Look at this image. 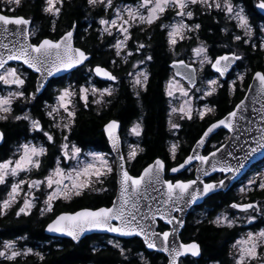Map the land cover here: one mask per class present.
Listing matches in <instances>:
<instances>
[{
    "label": "snow or ice",
    "instance_id": "obj_1",
    "mask_svg": "<svg viewBox=\"0 0 264 264\" xmlns=\"http://www.w3.org/2000/svg\"><path fill=\"white\" fill-rule=\"evenodd\" d=\"M7 3L14 5L13 11L23 6L22 0H7ZM64 4L65 0H43L42 12L51 18L52 31L56 30L55 23L62 14ZM86 4L89 9L99 8L105 13L98 19L96 31L101 41L106 37H112L115 40V43L110 42V47L115 49L117 57L121 56L122 51H127L128 41L132 39L131 29L133 27L144 31L153 25L166 32L168 51L174 56L179 55L177 49L181 41L192 40L193 33L196 34L195 39L199 41L198 33L201 24L186 21H192L200 9L208 14L213 10L223 12L227 19L235 20V27L243 32V35H232L234 41L248 45L253 51H264V26H260L258 29L259 40L252 42L257 31L250 23L244 7L234 4L232 0H138L135 6L123 5L122 7L116 6L114 0H86ZM255 7L264 10V0H258ZM169 11L173 12L174 16L168 23H164ZM158 21L159 24H157ZM30 25H33L31 18L0 14V35H4L5 38L13 37L9 43L0 41V83L16 86V90L9 91L6 96L0 95V121L7 122L10 117L18 122L27 121L26 131L40 134L44 138L43 142L36 144L33 143V140L36 139L35 136L32 140L25 137L23 143L16 145L12 156L0 159V185L7 188L6 197L0 199V216L7 215L13 205L16 206L15 215L17 217L29 216L40 200L37 193L44 197L43 206L39 209L40 215L46 216L54 211V202L58 200L71 201L87 195L89 191H108L103 187V184L105 179L114 172L107 154L82 153L81 147L70 141V134L74 129L78 115L77 103H80V106L85 109L89 107L90 103L103 107L111 104L110 98L117 91L111 86L98 88L86 80L88 86L69 84L67 87L58 89L55 102L45 105V115L51 121L49 128L59 130L61 133L58 149L60 155L56 156L55 166L47 170V175L43 178H31L34 171L39 172L43 163L42 158L48 154L46 145L55 146L56 139L53 131L45 130L40 119L33 118L27 112L13 115V102L36 100V94L44 87V81L59 73L70 72L85 65V62L89 61L90 54L86 49H81L73 44L74 31L77 29L75 23L70 25L71 30L65 31L58 39L44 37L35 42H29V38L36 35V29ZM222 31L227 33L228 29L224 28ZM150 47V44L138 42L134 49L135 52L142 54V58L132 65L134 71L128 73L132 77L131 84L137 98L140 97L141 90L147 91L149 73L145 69H140L139 66L153 60L151 54L143 55V50ZM191 52L201 71L207 65L219 74V77H224L235 62L245 58L234 51L213 57L209 54V47L203 41L192 48ZM132 55V51H127L123 57L124 62L128 63V59ZM9 61L21 62V67L26 65L28 69L39 74L37 77L39 86L33 93L26 94L27 75L18 68L9 67ZM115 63L116 61H113V64ZM173 66L190 70L183 73V77L188 81V88H185L175 77L167 82L166 95L176 99L175 93L179 92V98L182 100L179 108L171 107L170 117L172 113H178L182 120H192L194 115L203 120L207 114L214 113L215 109L210 108L208 104H204L203 108H196L193 104L196 99L204 100L213 96L219 88L223 87L219 77L207 78L205 88L202 89L196 87V69L191 68V65L184 59L174 60ZM89 71L107 81L118 80L111 71L99 65ZM246 74V72L237 74L236 80L229 84L230 93H235L237 81L243 85ZM252 79L258 81V94L264 95V72H255ZM196 93H202V95L196 97ZM89 96L92 97L91 101H89ZM243 106L244 101L242 100L226 116L211 123L200 139L196 141L192 148V154L188 155L183 163L169 169L164 160L157 158L135 176L130 173L128 165H131L138 153L143 152L144 149L139 145H129L127 156L122 154L118 134L121 127L120 122L115 119L108 121L104 125L103 131L113 150L118 154L115 161L118 185L116 198L111 201L110 206L85 207L55 215V218L47 223L45 231L70 237L75 242H80L85 233L93 231L113 233L121 237H140L147 249L166 253L168 264H184V258L202 256L203 250L197 241L184 242L180 239L179 230L184 228L185 221L175 213H184L186 208L195 204L199 199L213 193L217 188L226 187V179H234L251 157L264 151V126H262L257 129L259 135L253 140L255 146H250L245 151L243 159L237 161L238 166L214 159L221 151L220 148L209 152L208 155L199 154V149L205 146L208 138L216 129L222 126L229 131H235L238 111H241ZM259 116V122L264 125V105L259 110ZM239 118L244 119L242 112ZM169 124L170 129L181 127L179 123L172 122L171 118ZM143 131L142 124L138 121L131 127L130 134L140 137ZM7 142V131L0 130V144ZM179 148V143L170 145L169 154L173 159H175ZM82 154L85 156L84 160L80 159ZM228 155L232 154L228 153ZM210 157L213 158L211 172L230 173L231 176L212 183H205L200 176L187 180H181L175 176L167 178L166 176L168 172L179 173L193 160L199 161L200 165L208 164ZM197 172L202 173L203 176L210 175L207 168H202L199 165ZM22 174L24 178H20ZM96 185H101V187L97 188ZM253 186L264 190V179H260L259 182L250 179L247 188L241 189V192H251ZM229 207L238 209L245 214L250 209L253 212L264 214V208L251 202L232 203ZM247 219L251 223L256 219V216L247 215ZM159 221H162L165 226L171 225L172 227L168 230L162 228L157 230L156 225ZM209 223L216 228H232L235 226L236 218L230 217L227 213H221ZM18 240H27V237L4 241L3 247L0 249V258L16 262L18 257L35 255L41 261L44 260L45 257L42 253L34 252L30 247H18ZM108 243L118 249L119 254L125 260H128L126 251L130 252V249L122 247L118 241L109 240ZM232 247L235 249V253L232 254L233 264H264V229L247 232L236 240ZM140 258L143 264H148L143 253L140 254ZM128 264H132V262L128 260ZM214 264H221V262L214 261Z\"/></svg>",
    "mask_w": 264,
    "mask_h": 264
},
{
    "label": "trees",
    "instance_id": "obj_2",
    "mask_svg": "<svg viewBox=\"0 0 264 264\" xmlns=\"http://www.w3.org/2000/svg\"><path fill=\"white\" fill-rule=\"evenodd\" d=\"M129 1V0H118ZM84 0H73L68 6V12L56 20L55 31H52L51 18L42 12L43 0H22V7L14 9V5L9 9H2V1L0 0V11L8 15H22L31 18L33 26L36 29V35L31 36V41L35 42L39 38L48 37L57 39L66 30L70 29V25L77 24L75 30L74 43L82 49H86L91 55L86 65H101L113 71L120 78L117 85V91L113 94L111 104L99 107L95 104H89L88 108H83L77 103L76 123L70 141L81 147L82 150H96L109 154L107 141L103 133V125L111 119L121 122L122 129L129 122L140 119L143 121V133L138 141L134 142L143 148V152H139L136 159L131 165H128L131 174L137 175L141 169L156 158L165 161L168 168L180 163L190 151L194 142L199 138L203 130L212 121L221 118L230 111L235 103L242 97L244 90L236 86L234 94L227 91L226 86L219 88L217 93L211 97H207L205 102L215 109L214 113L207 114L203 120L198 116H193L192 120H183L181 127L177 131L170 130L165 124L167 106L162 89V80L169 71L168 63L171 59L170 53L166 46V37L164 32L156 25L145 31L138 28L132 29V40L135 42L144 41L151 47L143 50V54H151L153 60L150 61L151 78L148 82L147 91L141 93L138 100L135 89H133L130 81L126 77L130 63L121 62L122 59L115 55V49L110 47L112 40L106 37L103 41L99 38L96 31L98 24L97 19L100 16L99 9H95L92 13L83 18L81 10L84 9ZM4 6V5H3ZM204 10L197 11L198 14ZM95 18V19H94ZM257 17L253 18V22H258ZM202 37L211 41L219 38L218 24L209 17L203 16L201 19ZM221 38L224 36L221 35ZM132 42V41H131ZM220 50L212 51L215 55ZM247 59L255 69L263 70L264 68V51L246 50ZM131 58H136L132 55ZM113 61H116L113 64ZM84 67L77 69L71 76L72 81L77 86L84 84L87 80L84 74ZM27 71V70H26ZM28 83L26 84V94L33 89L34 74L27 71ZM55 81V79L53 80ZM248 79L243 86H246ZM58 83L59 81H55ZM99 85L100 82H97ZM58 85V84H57ZM52 100V93L48 89L44 94L37 97L35 105L31 107L33 115L42 117V110L45 105ZM23 101V100H22ZM21 100L16 101L13 107V115L19 114V109L27 103ZM32 102V101H31ZM27 121H14L10 117L7 122L0 121V129L8 133V142L0 145V159L7 158L10 154L11 147L25 140V137L33 138L41 136L40 134H32L26 131ZM123 129V130H124ZM54 132L56 139L55 146H48L47 156L42 158V167L39 172L32 176H39L49 167L53 165L56 156H58V146L61 140L59 130L48 129ZM125 133V130H124ZM227 133L220 130L209 141L205 151L212 149L211 143L216 146L224 142ZM173 138L176 143L180 144L175 159L168 152V142ZM215 146V147H216ZM126 154V146L122 148ZM193 175L192 170L185 171L176 175V178L189 179ZM167 178H172L166 173ZM101 187V185L96 186ZM103 187L107 188L106 192L89 191L83 197L75 198L71 201L58 200L54 202V211L46 216L40 215V204L32 209L29 216L15 215L16 206L8 210L7 215L0 216V239L17 240L18 237H27V240H18V247H30L34 252H40L45 257L43 261L35 255L28 257H18L16 262L4 261L2 264H128V260L132 264H143L140 254L143 253L148 264H166L164 255L148 252L144 249L143 243L138 238L117 240L111 239L106 235L92 234L81 239L80 242H72L69 239H58L49 237L44 234V226L56 214L63 211H73L85 207H101L109 206L115 195V176L107 177ZM237 186L225 193H217L208 198L202 205L195 207L189 212L185 226L181 230L180 239L184 242L190 240L197 241L203 250L202 256L197 259L187 257L184 258V264H214V261H220L221 264H233L232 260V243L240 236L241 227L235 225L232 228H216L209 223L214 219L215 214L223 207H229L232 203L247 202L249 193H238ZM5 187H0V199L5 194ZM253 195L257 199L264 200V190L257 189ZM231 209V208H230ZM195 210H204V214H196ZM200 221V223H197ZM258 225H264V221ZM165 229L161 222L158 224V230ZM118 241L122 247L130 249L126 251L128 260H125L119 254V250L114 248L108 241ZM96 249L97 251H93Z\"/></svg>",
    "mask_w": 264,
    "mask_h": 264
},
{
    "label": "flooded vegetation",
    "instance_id": "obj_3",
    "mask_svg": "<svg viewBox=\"0 0 264 264\" xmlns=\"http://www.w3.org/2000/svg\"><path fill=\"white\" fill-rule=\"evenodd\" d=\"M138 0H129V1H124L125 3H133V2H137ZM73 2V0H65V4H64V7H63V9H62V14H61V16L65 13V12H68V6L69 5H71V3ZM232 2L234 3V4H238V5H242L243 7H244V9H245V12H246V14L248 15V17H249V20H250V23L253 25V28H254V30H256L257 31V35H255L254 36V38H253V41L252 42H256V41H258L259 40V38H260V36H259V33H258V29H259V27L260 26H264V15L257 9V7H255V5H256V2H258V0H232ZM83 4L85 5L84 6V9L83 10H81V16L83 17V18H86V17H88L91 13H92V9H89L88 7H87V4H86V0H84V2H83ZM203 10V9H202ZM172 16H174V13L173 12H171V11H169L168 13H167V16H166V18L164 19V23H168L169 21H170V19H171V17ZM203 16H209V17H211V18H213L215 21H216V23L218 24V30H219V32H220V36H219V38H217L215 41H211V40H208V39H206V38H203L202 37V34H201V32H202V25H201V29L199 30V33H198V36H199V41H197L196 39H195V33H193L192 35H193V39L192 40H184V41H181L180 43H179V45H178V49H177V51H178V53L180 52V51H183L184 52V54L182 55H177L176 57H173L174 55H172L170 52V56H171V59H170V61H169V63H168V66H169V71H168V73L166 74V76L164 77V79L162 80V89H163V94H164V97H165V102H166V106H167V113H166V117H165V124L167 125V127L169 128V126H168V117H169V103H168V101H169V99H168V97H167V95H166V91H165V85H166V82L168 81V80H170L171 78H173V77H175L174 76V74H173V70H172V68L170 67V62L171 61H173V60H176V59H184L186 62H188V63H191V64H193L194 66H195V68H196V76H197V84H196V87H200L202 84H205V81H206V79L207 78H217V77H219V75L217 74V73H215V72H213L212 70H211V68H210V66H205V68H204V70L203 71H201L200 70V68H198V66L195 64V63H193V62H191V61H189L188 60V56H189V54H188V52L189 51H191V49L192 48H194V47H196L197 46V44L200 42V41H203L208 47H209V54L211 55V56H213V57H215L216 55H222V54H225V53H228L229 51H234V52H236L237 54H240V55H242V56H244L245 58L242 60V61H237L235 64H234V66L231 68V70H229V72L228 73H226L225 74V78L224 79H222L221 77H219V81H220V83L221 84H223V85H225L226 86V89H227V91L229 92V84L233 81V80H236V77H237V74L238 73H247L246 75H245V80H244V83H245V81L248 79V81H247V83H246V85L248 84V82H249V80H250V78H251V75H252V73L254 72V71H256V70H259V69H255L254 68V66L250 63V61L247 59V56H246V54H245V52H246V50H252L248 45H244V44H242L241 42H238V41H234L233 39H232V35H234V34H238V35H243V32L240 30V29H237L236 27H235V21L234 20H229V19H227L226 17H225V15H224V13L223 12H217V11H215V10H213L210 14H208V13H206L205 11H202V12H200V14H196L195 16H194V18H193V20L192 21H186V22H188V23H199V24H202L201 23V19H202V17ZM254 17H257L258 19H259V21L258 22H256V23H254L253 22V18ZM160 22L158 21L157 22V24H159ZM135 28H138V27H135ZM159 28V27H158ZM224 28H227L228 29V32L227 33H225L224 31H222V29H224ZM139 30H140V28H138ZM146 29H148V28H146ZM145 29V30H146ZM160 29V28H159ZM144 30V31H145ZM161 30V29H160ZM131 31H132V29H131ZM141 31V30H140ZM142 32V31H141ZM164 32V36L166 37V32L165 31H163ZM221 35L222 36H224V38H221ZM132 40V39H131ZM131 40H129V45H131ZM166 42H167V38H166ZM139 43H145V44H147V42H144V41H139ZM166 46H167V48H168V45H167V43H166ZM227 46V47H226ZM214 50H220L218 53H216L215 55H213L212 54V51H214ZM140 55L141 56H137V55H135L136 56V58H142V54L140 53ZM143 55H149V54H146V53H144ZM264 60V59H263ZM121 62H123V61H121ZM123 63H125V62H123ZM128 63H130L129 61H128ZM12 65H14V64H10V65H8V66H12ZM16 65V64H15ZM85 67H84V74H85V76H86V78H87V80H88V78L89 79H92V81L94 82V83H96V84H98L97 82H100L101 84V86H109V85H113V84H116V89H117V85L119 84V82H120V78L117 76V74H115V73H113V71L112 70H110L114 75H116L117 76V78H118V80L116 81V82H106V81H101V80H98V79H96L94 76H93V74H92V72H86L85 71V68L87 67L89 70L90 69H92V67L94 66V65H84ZM18 67H20V68H22L20 65H18ZM83 67V66H82ZM81 67V68H82ZM23 69V68H22ZM77 69H79V68H77ZM76 69V70H77ZM140 69H145V70H147L148 71V73H149V80H150V78H151V66H150V61L149 62H146L145 64H142L141 66H140ZM76 70H74L73 72H71L70 74H68L67 76H64V77H61V78H57V79H55V81H59L58 83H56L55 81H53V80H51L50 81V83H49V85L47 86V88L40 94V95H37V97H39V96H41L42 94H44L48 89L50 90V91H52V89H53V87L55 86V85H60L61 83H64L67 79H69L70 78V76L76 71ZM260 71H262V72H264V68H263V70H260ZM91 73V74H90ZM34 76L36 77V75L34 74ZM35 77H34V81H35ZM28 74H27V80H26V84L28 83ZM128 79V77H127V75H126V77H124V79ZM177 80H179V81H182L183 83H184V85L188 88L189 87V85L188 84H186L182 79H180V78H177V77H175ZM243 83V84H244ZM25 84V89H26V85ZM99 85V84H98ZM237 87H239V82L237 81ZM246 87V86H245ZM245 87H244V89H245ZM243 89V90H244ZM35 91V86H34V82H33V89L32 90H30L29 92H27V94H29V93H33ZM141 93H144V91L143 90H141ZM201 95H202V93H200ZM196 95H199V93H196ZM140 98V97H139ZM139 98H138V100H139ZM107 99H109V98H107ZM24 101V100H23ZM202 101H205V99L204 100H202ZM201 101V102H202ZM35 103H36V100H32V102L31 103H27V104H25L22 108H20L19 109V114L18 115H20V114H22V112H29L30 113V115L33 117V118H37V119H40L41 120V123L44 125V127H45V129L46 130H48V129H50L49 128V125H50V123H51V121L49 120V118L45 115V110H42L43 111V113H42V117L40 118V117H36L35 115H33V113H32V111H31V107L33 106V105H35ZM14 105V104H13ZM195 116V115H194ZM183 120H185V119H183ZM182 119H180V118H178L177 120H176V122L177 123H179L180 125H181V122L183 121ZM118 121V120H117ZM141 122V124H142V126H143V121L141 120V118L139 119H136V120H133V121H131V122H129V124H131L132 122ZM120 122V121H119ZM128 124V125H129ZM120 125H121V122H120ZM127 125V126H128ZM127 126H124L125 127V133H124V130L122 129V126L120 127V135H121V140H122V148L124 147V146H126V142H125V134H126V127ZM173 131H177V130H179V128L178 129H172ZM33 134V133H32ZM226 138H227V135H226ZM28 140L30 139L29 137L27 138ZM138 139H139V137H132V138H128V140H130L131 142H136V141H138ZM23 141H25V140H23ZM23 141H21V142H23ZM20 143V142H19ZM12 148V147H11ZM211 150V149H210ZM209 151V150H208ZM208 151H205L204 150V154L205 153H207ZM111 154V153H110ZM125 156H127V153L125 154ZM262 166H264V159L262 160V161H260V162H258V163H256L252 168H251V170L248 172V174L250 173V172H253V171H256V170H259ZM190 169H193V167H191ZM217 178H220V177H222V174H219V175H217L216 176ZM241 181H242V179L237 183V184H235V186H238L240 183H241ZM234 186V187H235ZM258 186H253V188H252V191L251 192H248L249 193V196L247 197V203H249V202H251V203H254V204H257L259 207H262V208H264V203H260L259 202V199H257L254 195H253V193H254V191L255 190H257V189H255V188H257ZM250 211L251 212H253L251 209H250ZM253 215H255L256 216V224L257 223H261L262 222V217L264 216V214H262V213H260V212H253ZM254 223H252V225H253ZM8 240H11V239H8ZM4 241H6L5 239H0V248L2 247V245H3V242ZM5 260L3 259V258H0V264H2L3 262H4Z\"/></svg>",
    "mask_w": 264,
    "mask_h": 264
},
{
    "label": "water",
    "instance_id": "obj_4",
    "mask_svg": "<svg viewBox=\"0 0 264 264\" xmlns=\"http://www.w3.org/2000/svg\"><path fill=\"white\" fill-rule=\"evenodd\" d=\"M257 3V2H256ZM258 9V8H257ZM263 15H264V10H260L258 9ZM0 14H5L3 12L0 11ZM10 16H22V15H10ZM30 27H32V25H30ZM68 30H71V29H68ZM66 30V31H68ZM74 35H75V31H74ZM44 38V37H43ZM59 38V37H58ZM57 38V39H58ZM13 39V37L11 36H8L7 38H5L4 35H0V41L4 42V43H9L11 40ZM29 42H32L31 41V37L29 38ZM73 44L74 46L75 43H74V39H73ZM76 47H79V46H76ZM82 49V48H81ZM91 58V55L89 56V60ZM178 60V59H176ZM174 61V60H173ZM173 61L170 62V67L172 68L173 70V74L175 77L177 78H180L182 79L186 84H188V81L183 77V73L186 72V71H189L190 69H184V68H178V67H175L173 66ZM88 62V61H87ZM85 62V64L87 63ZM186 62V61H185ZM187 63V62H186ZM236 63V62H235ZM234 63V64H235ZM10 64H17V65H20L21 66V62H17V61H9L8 62V65ZM233 64V66H234ZM191 65V68H195V66L193 64H190ZM97 65H94L92 67V69H94ZM101 66V65H99ZM81 67V66H80ZM78 67V68H80ZM101 67H104V66H101ZM22 68H24L25 70L33 73L36 75L35 77V81H34V86H35V89L36 87H38V83H37V77L39 76L38 73H35L33 72L31 69H28L26 65L22 66ZM106 70L110 71L108 68L104 67ZM196 69V68H195ZM74 70L76 69H73L71 70L70 72H62V73H59L53 77H49L47 79V81H44V87L41 88V91L39 93H37V95H40L46 88L47 86L49 85L50 81L53 80V79H57V78H61V77H64V76H67L68 74H70L71 72H73ZM213 72L214 70L211 69ZM231 70V68L229 69ZM257 71H260V70H256L252 73L251 75V78L248 82V84L246 85L245 87V90H244V93L242 95V97L235 103V105L239 104L242 100L244 101V106L242 107V110L241 111H238V115H237V121H236V127H235V131H229L228 129H225L223 128L222 126L218 129H216L214 131V133H212L210 135V137L208 138L207 140V143L205 144L204 147L200 148L199 149V154H202V155H208L209 152L211 151H215L216 148H220L221 151L217 153V156L214 158L216 160H219L221 162H228L230 163L231 165L233 166H238L237 164V161L238 160H242L243 157H244V153L245 151L250 147H254V143H253V140L255 137H257L259 135V133L257 132V129L264 126L262 125L260 122H259V119H260V116H259V110L261 109L262 105H264V95H260L258 94L257 92V89L259 88V84H258V81H255L252 79V76L254 75L255 72ZM93 76L98 79V80H101V81H106V82H116V81H107L105 80L104 78L102 77H97L94 72H92ZM196 74V73H195ZM219 75V74H218ZM222 79L225 78L224 77H221ZM196 79H197V76H196ZM251 86V87H249ZM235 105L233 106V108L230 110H234L235 109ZM229 112V111H228ZM227 112V113H228ZM241 112L244 116V119H240V115H241ZM227 113L224 115L226 116ZM224 116H222L221 118H223ZM219 118V119H221ZM219 119H216L214 121H212L211 123L219 120ZM111 120H114V119H111ZM110 121V120H108ZM107 121V122H108ZM106 122V123H107ZM105 123V124H106ZM210 123V124H211ZM104 124V125H105ZM209 124V125H210ZM104 125H103V128H104ZM207 125L206 128L203 130V132L207 129V127L209 126ZM1 130V129H0ZM220 130H223L227 133V138L226 140L221 143L220 145L214 147L213 149L209 150L207 153H203L206 146L208 145L210 139L215 135L217 134ZM203 132L201 133V135L203 134ZM104 133V131H103ZM118 134L120 136V141H121V144H120V148H121V152L123 154V151H122V140H121V135H120V129L118 130ZM201 135L199 136V138L197 140L200 139ZM104 136H105V139L107 141V145H108V148H109V151L111 153V155L113 156L114 158V176H115V185H116V188H115V195L113 197L112 200H114L116 198V195H117V190H118V185L116 183V179H117V174L115 172V167H116V164H115V161L117 160V152L113 150L112 148V145L111 143L108 141V138H107V135L104 133ZM196 140V141H197ZM196 141L194 142V144L192 145L190 151L188 152V154L184 157V159L176 164V165H173L171 167H176L178 166L179 164L183 163V161L185 160V158L192 154V148L195 146L196 144ZM1 145V144H0ZM228 153H231L232 155L229 156ZM157 159V158H156ZM156 159H154L153 161H151L150 163H148L147 165H145L141 171L139 173H141L143 171V169L145 167H147L149 164H152ZM212 157H210V160H209V163L208 164H205V165H200V162L199 161H196V160H193L191 162L190 165H186V168L185 169H181V171L179 173H171V172H168V175L169 176H176L178 174H181L185 171H187L189 168L193 167V175L191 178L189 179H196L197 176H200V178L205 182V183H212V182H218L219 180L221 179H225L226 176H231L230 173H221L219 171L217 172H211V161H212ZM264 159V151L260 152V153H257L255 154L253 157H251L246 163H245V167L243 169L240 170L239 173L236 174L235 178L234 179H226L225 180V184H226V187H223V188H217L213 193H209L208 196L206 197H203L201 199H199L195 204L191 205L190 207L186 208L185 212L184 213H175V215L177 216H181L184 221H186V218L189 214V212L199 206V205H202L208 198H210L211 196L217 194V193H225L227 192L228 190L232 189L235 184H237L250 170L251 168L258 162L262 161ZM200 166L202 168H207L210 175L209 176H203L202 173H199L197 172V166ZM170 167V168H171ZM169 168V169H170ZM219 174H222V177L220 178H213ZM133 176H135L134 174H132ZM138 175V174H137ZM180 179V178H179ZM181 180H187V179H181ZM202 187V185H201ZM110 206V205H109ZM101 207H104V206H101ZM82 209V208H80ZM79 210V209H78ZM63 212H71V211H63ZM62 213V212H60ZM58 213V214H60ZM56 214V215H58ZM55 216L52 218L54 219ZM51 219V220H52ZM51 220H49L47 223H49ZM161 222L163 225L164 223L162 221H159ZM158 222V224H159ZM46 223V225H47ZM158 224L156 225V227L158 228ZM46 225L44 226V234L49 236V237H53V238H58V239H69L71 240L70 237H67V236H63V235H60V234H54V233H49L47 231H45V228H46ZM165 226V225H164ZM172 226L171 225H167L166 228L164 230H168L170 229ZM183 229V228H182ZM179 230V232L181 233V230ZM158 230V229H157ZM92 234H100V235H106L110 238H115V239H118V240H124V239H131V238H138L142 241V239L140 237H121V236H118L117 234H113V233H106V232H96V231H93V232H87L85 233V236L82 237L81 239L85 238L86 236H89V235H92ZM171 239V238H170ZM72 241V240H71ZM74 243H76L75 241H72ZM143 243V242H142ZM159 243V241H158ZM144 246V245H143ZM144 249L148 252H155V253H159V254H162L164 255V257L166 258V264H168V258H167V254L166 253H163V252H158V251H155V250H151V249H147L146 246H144ZM190 257V256H189ZM191 258H194V259H197L199 257H191Z\"/></svg>",
    "mask_w": 264,
    "mask_h": 264
},
{
    "label": "rangeland",
    "instance_id": "obj_5",
    "mask_svg": "<svg viewBox=\"0 0 264 264\" xmlns=\"http://www.w3.org/2000/svg\"><path fill=\"white\" fill-rule=\"evenodd\" d=\"M2 1V4L4 5H2V9L3 10H6L7 8L5 7V6H8L9 7V9H11V7L13 6V5H9L8 3H7V0H1ZM138 2V1H137ZM137 2H133V3H125L124 1H118V0H114V3L116 4V6H118V7H122L123 5H132V6H135V4L137 3ZM97 9H99V8H97ZM99 11H100V16H102V15H105V13H103L100 9H99ZM100 16L98 17V19L100 18ZM98 19H97V21H98ZM177 19H179V18H177ZM235 21V20H234ZM235 23H236V21H235ZM98 24V23H97ZM133 28H135V27H133ZM132 28V29H133ZM238 29V28H237ZM111 40H112V43H115V40L112 38V37H109ZM122 38V37H121ZM132 42H131V45H129L128 44V49H127V51H132L133 52V55H137V56H141L140 55V53H138V52H135L134 51V49H135V46H136V44L138 43V42H135V41H133V40H131ZM128 43H129V41H128ZM127 51H122V53H121V56H120V59H122V61L124 62V60H123V57L127 54ZM183 55L184 54V52L183 51H180L179 52V55ZM188 54H189V56H188V60L189 61H191V62H193V63H195L197 66H198V68H200L199 67V64H198V62H196V58H195V56L192 54V52L191 51H189L188 52ZM173 57H176V56H173ZM139 59H141L140 57L139 58H131V57H129V59H128V61L130 62V64H129V69H128V71H127V77H128V80L130 81V84H131V79H132V77H130L129 75H128V73L129 72H133L134 71V69H133V67H132V65L133 64H135L136 62H137V60H139ZM141 66V65H140ZM139 66V67H140ZM9 67H13V68H18L20 71H23V72H25V74L27 75V71L25 70V69H22V68H20V67H18V65H12V66H9ZM85 71L86 72H90L89 71V69L86 67L85 68ZM91 74V73H90ZM176 79V78H175ZM177 80V79H176ZM90 84H94L96 87H98V88H103V87H108V86H101V85H98V84H96V83H94L93 81H92V79H89L88 78V80H87ZM169 81V80H168ZM167 81V82H168ZM177 81H179V80H177ZM167 82H166V85H165V91H166V87H167ZM185 88H187L185 85H184V83L182 82V81H179ZM239 82V81H238ZM69 84H72V85H76V84H74L72 81H70V78L69 79H67L64 83H61L60 85H55L54 87H53V89H52V91H51V93H52V100H51V102L50 103H47V104H53L54 102H55V96L57 95V91H58V89H60V88H63V87H67ZM81 85H86V82L84 83V84H81ZM132 85V84H131ZM77 86V85H76ZM86 86H88V85H86ZM109 86H111V87H113V88H115L116 89V84H113V85H109ZM239 87L240 88H242V89H244V86L243 85H241L240 83H239ZM199 88H205V84H202ZM14 90H16V86H14V85H4L3 83H0V95H4V96H6L7 94H8V92L9 91H14ZM199 96H201V94L199 93V95H196V97H199ZM168 97V96H167ZM175 97H176V99H172V98H170V97H168V99H169V101H168V103H169V114H170V112H171V107H177V108H179L180 107V105H181V103H182V100L179 98L180 97V93L179 92H176L175 93ZM91 99H92V97L91 96H89V101H91ZM107 99V98H106ZM22 101V100H21ZM170 101H171V104H170ZM202 100H199V99H196L195 101H194V104H193V106L194 107H196V108H203V106H204V104H206L205 103V101H202ZM15 102L16 101H14L13 102V104H15ZM23 103H31V102H26V101H22V103L21 104H23ZM13 107H14V105H13ZM45 112H46V108H45ZM29 113V112H28ZM30 114V113H29ZM170 118H171V120H172V122H174V123H177L176 122V120L179 118V114L178 113H172L171 114V117H170V115H169V117H168V126H169V129H170V124H169V120H170ZM136 122H132L131 124H129L127 127H126V136H125V144H126V153H128V151H129V145H136L134 142H131L130 140H128V138H132V137H136V136H134V135H131L130 134V129H131V127L135 124ZM46 130V129H45ZM170 130H172V129H170ZM34 134V133H33ZM226 139V138H225ZM29 140H32V138H30ZM43 140H44V138L42 137V135L41 136H37V138L35 139V140H33V143H36V144H40L41 142H43ZM24 142V141H23ZM23 142H20V143H23ZM18 144V143H17ZM16 144V145H17ZM16 145H13L12 146V148H11V150H10V154L8 155V157H10V156H12V154L15 152V150H16ZM211 146L214 148V146H216V143H211ZM59 147V146H58ZM59 149V148H58ZM89 152H99V153H103V152H100V151H96V150H82V153H89ZM105 154H107V153H105ZM57 155H60V153H59V151H58V154ZM107 158L109 159V161L112 163V166H113V169H114V158L112 157V155L109 153V154H107ZM80 159L81 160H84L85 159V156L82 154L81 155V157H80ZM55 166V161L53 162V165L51 166V167H54ZM50 168V167H49ZM49 168H47L43 173H42V175H39V176H32V174H34V173H36L35 171L31 174V178H43V176H45V175H47V170L49 169ZM189 170H192V169H189ZM20 178H24V176H23V174L21 175V177ZM250 179H255V180H257V182H259V180L260 179H264V166H262L259 170H256V171H253V172H250L249 174H247L246 176H244V178L242 179V181H241V183L236 187V189H237V191H238V193H240V194H246V193H248L249 191H244L243 193L241 192V189H246L247 188V186H248V181L250 180ZM9 181H11V178H9ZM97 186V185H96ZM95 186V187H96ZM0 187H3V185H0ZM5 187V186H4ZM5 189V194L4 195H2V198H4V197H6V193H7V188L5 187L4 188ZM255 189H259L258 187L257 188H255ZM37 195L38 196H40V200L38 201L39 202V204H40V208L43 206V199H44V197L42 196V195H40V193H37ZM1 198V199H2ZM37 202V203H38ZM259 202L260 203H264V200L262 199H259ZM239 203H247V202H242L241 200H240V202ZM13 206H15V205H13ZM194 211V210H193ZM204 210H195V213L196 214H204ZM221 213H227L230 217H235L236 218V223H235V225H238V226H240L241 227V234H240V236L236 239V240H238V239H240L242 236H244L247 232H249V231H253V232H257V231H259L260 229H264V225H258L259 223H257L256 224V220H254V221H252L251 223H249L248 222V219H247V215H253V212H251L250 210H249V212L247 213V214H245V213H242V212H240L238 209H230V207H223L221 210H219L216 214H215V216H214V218L217 216V215H220ZM262 221H264V216L262 217ZM252 223H254L253 225H252ZM112 239V238H111ZM236 240L232 243V245L236 242ZM232 245H231V250H232V254H234L235 253V249L232 247ZM2 247H3V245H2ZM2 247L0 248V249H2ZM20 248H26V247H20Z\"/></svg>",
    "mask_w": 264,
    "mask_h": 264
}]
</instances>
